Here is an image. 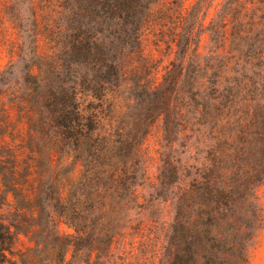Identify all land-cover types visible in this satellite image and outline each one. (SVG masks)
<instances>
[{
    "label": "trees",
    "instance_id": "16d2710c",
    "mask_svg": "<svg viewBox=\"0 0 264 264\" xmlns=\"http://www.w3.org/2000/svg\"><path fill=\"white\" fill-rule=\"evenodd\" d=\"M0 52V264H250L264 0H0ZM162 117L208 157L148 205Z\"/></svg>",
    "mask_w": 264,
    "mask_h": 264
},
{
    "label": "rangeland",
    "instance_id": "374dc122",
    "mask_svg": "<svg viewBox=\"0 0 264 264\" xmlns=\"http://www.w3.org/2000/svg\"><path fill=\"white\" fill-rule=\"evenodd\" d=\"M8 60L9 59L6 53L0 52V71L8 66ZM261 101L264 105V96L262 97ZM165 126V117L157 120L152 134L146 142V147L154 154V157L150 160V172L154 180L148 184L144 190L148 205H150L152 202H165L163 196L165 194V189L163 188L164 185L161 184L158 175L162 168H164L166 171L168 170L167 167H165L168 166V160L175 163H179V161H181L185 178L188 180L191 170L193 173L198 172V154L201 155V159L208 157V148H206V146H202L201 149L198 150L196 146H198L199 143H196V141H193V139L190 137L196 132L184 129L178 135L172 133L171 137H169L165 130ZM253 141L259 146V149L263 148L264 133L260 134L256 132ZM260 156L263 158L261 160L264 162V155L260 154ZM258 187L261 206L263 207L264 211V183ZM167 210L169 209L167 208ZM250 264H264V222L257 238L250 247Z\"/></svg>",
    "mask_w": 264,
    "mask_h": 264
}]
</instances>
